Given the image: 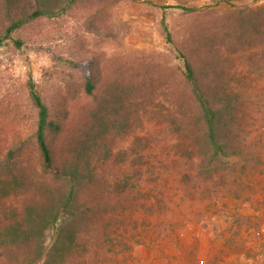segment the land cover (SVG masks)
I'll return each mask as SVG.
<instances>
[{
  "label": "trees",
  "instance_id": "trees-1",
  "mask_svg": "<svg viewBox=\"0 0 264 264\" xmlns=\"http://www.w3.org/2000/svg\"><path fill=\"white\" fill-rule=\"evenodd\" d=\"M79 1L0 0V43L12 41L22 49L25 42L18 33L23 27L40 18L66 15ZM201 1L206 0L183 2ZM209 1L233 5L240 0ZM184 3L164 8L194 10ZM163 30L172 41L165 22ZM227 49L228 57L212 54L223 68L229 64L228 75L214 69L221 73H212L217 84L207 83V75L198 74V60L181 51L182 82L192 99L188 104L161 101L155 87H147V149H135L130 165L111 163L113 150L108 142L135 129L138 115L134 119L129 111L121 115L122 93L97 97L91 69L94 57L78 67L85 95L95 106L81 119H73L72 128L56 121L53 107L31 85L30 99L37 111L34 129L6 145L0 142V264H129L130 254L142 243L138 230L142 214L147 215V249L158 245L154 235L170 181L193 185L205 194L203 200L245 196L246 180L257 176L253 168H264V157L248 153L253 128L244 116L246 104L236 93L247 86L245 79L231 76L235 66ZM239 51L251 77L264 79V66L254 60L261 58V51L255 56L250 48ZM142 104L136 101L132 106L137 109ZM64 116L69 120L67 112ZM157 128L162 134L153 131ZM55 137L60 142L53 145ZM234 159L243 163L234 164ZM85 191L88 200L82 201ZM189 249L181 247L174 260L192 264L194 251Z\"/></svg>",
  "mask_w": 264,
  "mask_h": 264
},
{
  "label": "rangeland",
  "instance_id": "rangeland-1",
  "mask_svg": "<svg viewBox=\"0 0 264 264\" xmlns=\"http://www.w3.org/2000/svg\"><path fill=\"white\" fill-rule=\"evenodd\" d=\"M148 1L81 0L66 15L40 18L23 27L18 33L25 42L22 49L12 41L0 43V142L6 145L34 129L37 111L30 99L31 85L53 107L57 122L71 127L73 119H81L95 101L85 95L78 63L94 57L91 69L97 97L107 99L109 92L122 93L121 115L127 111L132 119L138 115L135 129L108 142L113 150L111 163L130 165L135 149H147V87H155V96L161 101L188 104L192 99L182 82L181 51L198 60V74L207 75V83L217 84L212 73H221L214 69L226 72L229 64L223 68L212 54L228 57L229 46L235 66L231 76L245 79L242 82L247 86L236 93L246 104L244 116L253 128L248 153L264 157V79L251 77L245 56L236 53L250 48L255 56L261 51V58L254 60L264 66V1L240 0L233 5H213L209 0ZM179 3L194 10L164 8ZM136 101L143 103L137 109L132 106ZM153 131L162 134L161 128ZM58 141L53 138V145ZM233 163L243 162L234 159ZM253 169L257 176L246 180L247 194L239 199L221 195L203 200L205 194L193 185L170 181L154 235L158 245L147 249V215L141 213L138 230L142 243L130 254L129 264H176L174 256L183 246L194 251L192 264H264V168ZM87 200L85 191L82 201Z\"/></svg>",
  "mask_w": 264,
  "mask_h": 264
}]
</instances>
